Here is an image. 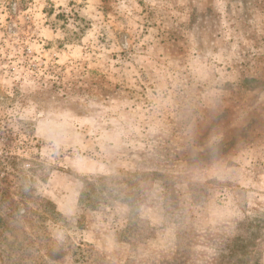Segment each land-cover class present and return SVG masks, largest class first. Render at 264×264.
Wrapping results in <instances>:
<instances>
[{
    "label": "rangeland",
    "instance_id": "374dc122",
    "mask_svg": "<svg viewBox=\"0 0 264 264\" xmlns=\"http://www.w3.org/2000/svg\"><path fill=\"white\" fill-rule=\"evenodd\" d=\"M0 264H264V0H0Z\"/></svg>",
    "mask_w": 264,
    "mask_h": 264
},
{
    "label": "trees",
    "instance_id": "16d2710c",
    "mask_svg": "<svg viewBox=\"0 0 264 264\" xmlns=\"http://www.w3.org/2000/svg\"><path fill=\"white\" fill-rule=\"evenodd\" d=\"M49 257L52 258V257H55L56 256V252L55 251H51L48 253Z\"/></svg>",
    "mask_w": 264,
    "mask_h": 264
}]
</instances>
